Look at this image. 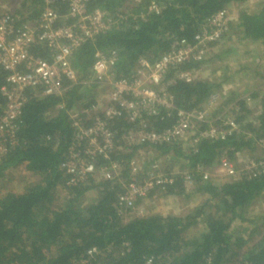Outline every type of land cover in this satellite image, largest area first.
<instances>
[{
	"label": "trees",
	"instance_id": "16d2710c",
	"mask_svg": "<svg viewBox=\"0 0 264 264\" xmlns=\"http://www.w3.org/2000/svg\"><path fill=\"white\" fill-rule=\"evenodd\" d=\"M152 1L158 13L149 10ZM251 1H256L254 9L240 8L222 39L209 46L217 53L184 64L166 77L174 106L188 112L202 109L212 95L227 93V100L218 102L211 119L217 118L212 122L220 126L224 116L219 111L225 106L237 129L223 140L202 137L194 150L177 143L156 144L155 149L135 146L127 154L116 151L111 162L122 167L118 179L103 178L101 169L110 162L98 158L95 176L70 183V176L61 168L74 134L70 112L90 108L106 91L91 82L95 54L116 51L118 60L110 69L112 79L129 78L139 59L155 62L182 40L191 43L219 11L229 13L233 5L244 6ZM23 2L25 12L12 10L21 17V23L38 20L43 0ZM53 10L60 15L57 26L72 23L63 20L68 14L66 1L55 0ZM95 11L115 18L122 15V23L73 51L70 59L77 76L75 81L63 80L61 94L26 92L16 143L0 156V180L20 166L34 180L24 192L0 194V264H264V212L256 211L257 203L264 202V173L217 184L203 180L198 169L216 168L222 157L235 165L237 155L254 160L263 155L258 146L264 140V96L258 111L249 102L259 94L247 88L223 91V86L243 83L245 88L254 75L264 76V0H90L86 13ZM1 12L5 11L0 3ZM236 46L248 49L240 59ZM249 46L259 47L260 53L252 52ZM29 53L31 58L51 62L52 53L44 46L35 45ZM202 69L218 76L202 77L197 73ZM183 71L197 75L189 82L176 79V72ZM8 75L0 69V117L6 108L1 88L7 85ZM174 119L163 111L150 117L149 125L160 132L171 127ZM137 123L129 124L124 117L111 121L117 146L124 133L138 127ZM205 128L206 124L201 129ZM138 148L158 153L151 152L157 160L172 161L162 170L172 181L155 185L147 197L132 199V204L125 206L120 198L127 190L128 162ZM184 174L192 178L191 184L185 182ZM180 198L187 201L183 206L186 210L170 214L158 211L160 202ZM141 200L154 204L153 211L141 207Z\"/></svg>",
	"mask_w": 264,
	"mask_h": 264
},
{
	"label": "built area",
	"instance_id": "2783aa9c",
	"mask_svg": "<svg viewBox=\"0 0 264 264\" xmlns=\"http://www.w3.org/2000/svg\"><path fill=\"white\" fill-rule=\"evenodd\" d=\"M54 1L43 0L44 8L39 19L31 24L21 23V17L15 11L0 13V69L9 74L7 85L1 88L6 108L0 117V156L16 143L19 119L27 102L26 92L32 90L42 95L61 94L64 91L63 80L75 81L77 76L70 59L73 51L86 40L108 32L117 22L122 23L123 16L119 14L115 18L101 11L86 13V4L90 0H64L68 5V14L63 20L70 19L72 23L57 26L60 15L53 10ZM148 8L151 12L159 11L154 1L150 2ZM230 20L227 10L219 11L191 43L182 40L155 62L139 59L134 74L129 78L112 79L110 69L117 63L116 51L95 54L91 82L103 86L106 91L90 108L70 112L73 140L69 156L61 164L62 170L70 176V183L83 182L95 176L98 158L110 162L101 169L103 178L118 179L122 176V167L119 162H111L116 151L127 154L135 146L155 149L153 147L156 144L177 143H182L184 149L185 144L190 143L189 149L194 150L202 137L223 140L227 133L237 129L229 117L225 120L222 118L220 126L213 123L217 118L211 119V114L218 107V95H212L202 109L190 112L177 109L166 80L170 71L206 58L209 46L222 39ZM35 45L44 46L52 53L51 62L31 58L29 52ZM21 68L25 71H20ZM195 74L189 71L176 72V79L189 82ZM163 111L169 117L174 115L175 119L171 127L159 132L149 125V118L159 116ZM119 117H124L129 124L138 122V127L124 133L121 144L117 146L119 142H116L111 121ZM205 124L207 128L201 129ZM259 146L263 155L258 160H248L240 171L226 157H222L216 168L214 166L211 170L199 167L203 180L211 179V171L230 180L240 176L253 178L264 173V140L260 141ZM137 150L128 162L127 190L120 198L122 203H126L123 204L125 206L131 205L132 199L147 197L155 185L172 181L163 174L160 160L151 154L153 150ZM145 152L149 154L148 159H145ZM184 180L187 184L192 183V178L187 174H184ZM88 254L92 255V252ZM86 262L82 261L81 264Z\"/></svg>",
	"mask_w": 264,
	"mask_h": 264
},
{
	"label": "rangeland",
	"instance_id": "374dc122",
	"mask_svg": "<svg viewBox=\"0 0 264 264\" xmlns=\"http://www.w3.org/2000/svg\"><path fill=\"white\" fill-rule=\"evenodd\" d=\"M4 1H6V2H2V5H4L3 6V10L4 11H10V10L12 11V10L19 9L21 12H25V10H26L23 7V5H24L23 0H4ZM255 2L256 1L248 2V5L243 6V8L253 10L254 6H255ZM6 5H8L7 8H5ZM236 6L233 5L232 7L229 8V14H230L231 20H234V17L236 15L237 11L242 9V8L239 9ZM251 48H253V47L249 46V50ZM235 49H236V55H237L238 59L242 58L243 54H245V51L248 50L245 47H239V46H236ZM217 51L218 50L216 48H213L212 50H210V52L208 54V57H210V54L217 53ZM208 57H206V59H208ZM210 67L214 68V65L211 63ZM197 73L200 76L205 77V78H214V77L218 76V73L217 74L216 73L212 74L210 71H208L206 69L205 70L202 69V70L198 71ZM225 86L226 85L223 86L224 87L223 91H226V90L231 91V90H233L231 83L227 84V87H225ZM224 99L227 100V93H225L221 97H218L217 102L221 103V102H223ZM225 108L226 107L224 106V108L221 111H219V113L222 114V116L226 115V118H228V117H230V115H229L230 111L225 109ZM221 120H223V119H221ZM220 125H221V123H220ZM185 146H186V148H189L190 143H186ZM237 156H239V157H238V160L235 163V165H236V167H237V169L239 171L245 168L246 163H247L248 160H254L251 157H247L246 158L243 155H237ZM148 158H149V154L145 152V159H148ZM160 163L162 165V168L166 169V168H168V166H171V163H173V162L170 161V160L164 161L162 159V160H160ZM178 170L179 169H176V170H174V172H176ZM210 173L212 174L211 180H214V182H216L217 184H221V183L224 184L226 182L232 181L230 179L222 177L220 174H217L216 172L211 171ZM32 182H34V180L30 177V175H28L26 173V171L24 170L23 166L14 168L12 170L10 169L7 172L6 178L4 180H0V194H2L4 192H7V191L24 192V189L26 188V185L29 184V183H32ZM141 201H142L141 204H140L141 207L149 210L150 212L153 211V208H154L153 205L154 204H152V203H150L149 201H146V200H141ZM157 204H158V202H157ZM159 205H160V209L158 210L159 212L169 213L170 214V213L174 212V210H181V209L182 210H186V207L183 208V206L187 205V201H185L183 198H180L179 200H167L166 203L165 202H163V203L160 202ZM191 206H193V204H191L189 207H191ZM256 211L257 212H264V202H258L257 203Z\"/></svg>",
	"mask_w": 264,
	"mask_h": 264
},
{
	"label": "crops",
	"instance_id": "0c3cea01",
	"mask_svg": "<svg viewBox=\"0 0 264 264\" xmlns=\"http://www.w3.org/2000/svg\"><path fill=\"white\" fill-rule=\"evenodd\" d=\"M248 5V4H247ZM1 6H2V8H3V6L4 5H2V2H1ZM237 7L240 9V8H243V6H240V5H237ZM5 8H7V5H6V7ZM253 48H251L250 50L252 51V52H256L257 51V53H260V49H259V47H256V46H252ZM264 62V58H263V60H262V63ZM252 64V63H251ZM264 64V63H263ZM263 75H254L253 77H251L249 80H248V82L250 81V83L249 84H246L245 85V88H244V85H243V83L242 84H238V83H234V84H232V88H233V90H244V89H249L251 92H256V94H259V98L258 99H256V100H254L252 103L251 102H249L251 105V107L253 108L254 107V110H260L259 109V105H260V103H261V99H262V97L264 96V82H263ZM225 87H227V86H225ZM233 90H231V91H233ZM250 92V93H251ZM258 147H260V146H258ZM258 151H259V153H262V150L260 149V148H258ZM243 156L244 157H248V156H246V155H244L243 154Z\"/></svg>",
	"mask_w": 264,
	"mask_h": 264
}]
</instances>
